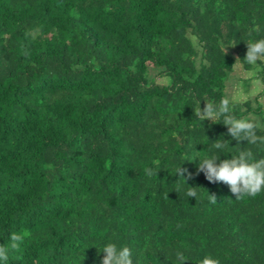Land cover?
I'll list each match as a JSON object with an SVG mask.
<instances>
[{
	"label": "trees",
	"instance_id": "trees-1",
	"mask_svg": "<svg viewBox=\"0 0 264 264\" xmlns=\"http://www.w3.org/2000/svg\"><path fill=\"white\" fill-rule=\"evenodd\" d=\"M249 32L264 39V0H0L4 264H102L108 242L134 264H264V194L198 171L220 139L221 160L264 150L193 109L228 99L264 124V62L235 65Z\"/></svg>",
	"mask_w": 264,
	"mask_h": 264
},
{
	"label": "clouds",
	"instance_id": "clouds-1",
	"mask_svg": "<svg viewBox=\"0 0 264 264\" xmlns=\"http://www.w3.org/2000/svg\"><path fill=\"white\" fill-rule=\"evenodd\" d=\"M248 36L250 38L245 40L247 43L246 57L243 60L237 58L235 65L241 61L250 66L264 62V39L251 38V32L248 33ZM226 49H224L225 54ZM193 109L198 120H210L216 123L222 118L221 123L228 127V133L233 139L238 142L247 141L248 145L264 150V135L258 134V132H264V124L247 118H237L228 99H221L218 104L207 102L203 109L200 107V102H197ZM229 147V142L223 139L212 142L211 148L216 151L211 156L198 159V171L203 172L211 183L222 182L228 185L236 196V200L245 197L254 199L258 195L264 194V158L257 159L251 148H240L236 155L230 153L232 158L221 160L219 153ZM144 171L149 178L154 175L158 176V172L152 168H145ZM184 171L179 167L176 174L183 177ZM176 192L179 193V189ZM184 195L196 198L198 193L196 188L188 186ZM212 202H217L214 195H212ZM19 241L20 238L16 234H12L10 244L0 246V264L6 262L10 250L19 248ZM98 250L104 254L102 264H134L132 250L127 245L120 246L115 242H108ZM174 257L175 264H186L187 262L184 251L175 250ZM199 264H218V261L211 255H206Z\"/></svg>",
	"mask_w": 264,
	"mask_h": 264
},
{
	"label": "rangeland",
	"instance_id": "rangeland-1",
	"mask_svg": "<svg viewBox=\"0 0 264 264\" xmlns=\"http://www.w3.org/2000/svg\"><path fill=\"white\" fill-rule=\"evenodd\" d=\"M237 66L239 65L240 66V63H238V64H236ZM241 75L243 76V74H240V73H237V72H235V74H234V76L232 77V75H231V77H232V83L229 85V90H230V92H232V95H231V97H233V96H237V95H239L240 93H238V94H236L235 92H236V90H237V82H238V80H239V78L241 77ZM230 77V78H231ZM229 78V79H230ZM229 81V80H228ZM240 86H241V88L243 89H246V92L248 91V92H250L249 91V87H247L246 88V86H247V83L245 82V80H243L242 82H240ZM240 88V91L242 90ZM227 91H228V88H227ZM242 94V93H241ZM244 94V93H243ZM228 95H229V93H228ZM251 95H253L252 93H251Z\"/></svg>",
	"mask_w": 264,
	"mask_h": 264
}]
</instances>
